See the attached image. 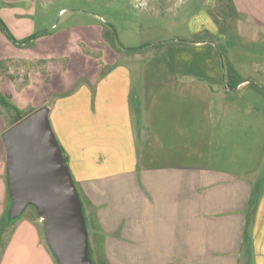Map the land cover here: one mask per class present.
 Here are the masks:
<instances>
[{"label":"crops","instance_id":"0c3cea01","mask_svg":"<svg viewBox=\"0 0 264 264\" xmlns=\"http://www.w3.org/2000/svg\"><path fill=\"white\" fill-rule=\"evenodd\" d=\"M226 1L251 16L250 44L263 49L250 69L241 65L244 73L225 56L241 84H229L224 52L212 41L223 37L222 0H206L192 30L202 40L184 42L197 57L142 73L125 61L82 84L74 103L58 104L53 127L95 264H264V0ZM193 60L199 69L186 70ZM2 91L21 106L24 92L14 84ZM5 109L0 102V222L14 200ZM43 222L18 221L0 264H60Z\"/></svg>","mask_w":264,"mask_h":264},{"label":"rangeland","instance_id":"374dc122","mask_svg":"<svg viewBox=\"0 0 264 264\" xmlns=\"http://www.w3.org/2000/svg\"><path fill=\"white\" fill-rule=\"evenodd\" d=\"M222 4L218 25L223 37L212 41L244 73L241 65L250 69L252 53L263 49L250 44L251 16L235 13L226 0ZM205 5L206 0H0V58H9L0 61V88L12 83L16 94L24 92L21 106L13 93L0 92L8 126L46 109L54 130L59 103H74L82 84L125 61L130 71L142 73L174 71L172 61L178 57H197V49L186 44L202 40V33L192 30L203 22ZM162 43L170 45L157 47ZM195 64L183 66L199 69ZM9 215L0 222V254L18 221L40 217L33 203L17 219ZM92 258L87 248L86 259L95 264Z\"/></svg>","mask_w":264,"mask_h":264},{"label":"water","instance_id":"95a60500","mask_svg":"<svg viewBox=\"0 0 264 264\" xmlns=\"http://www.w3.org/2000/svg\"><path fill=\"white\" fill-rule=\"evenodd\" d=\"M13 205L9 220L37 204L49 243L60 264H93L86 259L88 235L72 174L46 109L26 116L3 134Z\"/></svg>","mask_w":264,"mask_h":264},{"label":"trees","instance_id":"16d2710c","mask_svg":"<svg viewBox=\"0 0 264 264\" xmlns=\"http://www.w3.org/2000/svg\"><path fill=\"white\" fill-rule=\"evenodd\" d=\"M0 24H2V23H0ZM222 56L224 57V60H225L224 53H222ZM225 66H226V69H227V75H228V82H229V84H231L232 80H234V79H237V83L238 84H241L243 82V79L239 76V74H238L237 70L234 68V66L229 61H227V60H225ZM231 87L234 88L233 86H231ZM0 102L3 103V104H5L4 103L5 101L3 102V99L1 97V95H0ZM26 116H22V117L18 118L17 121L15 122V124L17 122H19L20 120H22L23 118H25ZM61 150H62V153H63V156H64V161L67 164L68 163L67 157H66L65 152H64V150H63L62 147H61ZM7 216H8V214H7Z\"/></svg>","mask_w":264,"mask_h":264}]
</instances>
